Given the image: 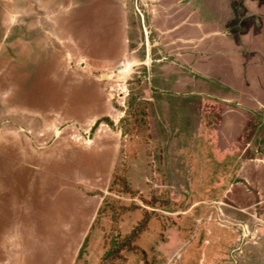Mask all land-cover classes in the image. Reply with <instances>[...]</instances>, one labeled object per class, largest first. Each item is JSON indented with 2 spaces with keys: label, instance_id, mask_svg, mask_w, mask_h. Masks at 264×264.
<instances>
[{
  "label": "rangeland",
  "instance_id": "obj_1",
  "mask_svg": "<svg viewBox=\"0 0 264 264\" xmlns=\"http://www.w3.org/2000/svg\"><path fill=\"white\" fill-rule=\"evenodd\" d=\"M263 126L264 0H0V264H264Z\"/></svg>",
  "mask_w": 264,
  "mask_h": 264
},
{
  "label": "trees",
  "instance_id": "obj_2",
  "mask_svg": "<svg viewBox=\"0 0 264 264\" xmlns=\"http://www.w3.org/2000/svg\"><path fill=\"white\" fill-rule=\"evenodd\" d=\"M132 104H133V100H131V105H132ZM128 105H129V104H128ZM95 126H96V125H95ZM95 126H94V127H95ZM124 188L127 190V185H126L125 182H124ZM134 234H136V233H133V235H134Z\"/></svg>",
  "mask_w": 264,
  "mask_h": 264
},
{
  "label": "crops",
  "instance_id": "obj_3",
  "mask_svg": "<svg viewBox=\"0 0 264 264\" xmlns=\"http://www.w3.org/2000/svg\"><path fill=\"white\" fill-rule=\"evenodd\" d=\"M262 128H264V126H263V127H261V128H259V129L261 130ZM259 129L257 130L258 132L260 131ZM258 132H257V133H258ZM253 141H254V140H253ZM258 142H259V141H258ZM258 144H259V143H258ZM258 144H257V145H258Z\"/></svg>",
  "mask_w": 264,
  "mask_h": 264
},
{
  "label": "water",
  "instance_id": "obj_4",
  "mask_svg": "<svg viewBox=\"0 0 264 264\" xmlns=\"http://www.w3.org/2000/svg\"><path fill=\"white\" fill-rule=\"evenodd\" d=\"M120 68H121V67H120V65H119V66L116 67V70H119Z\"/></svg>",
  "mask_w": 264,
  "mask_h": 264
}]
</instances>
